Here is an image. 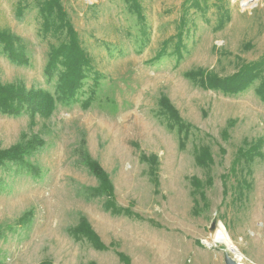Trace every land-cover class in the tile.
<instances>
[{"label":"rangeland","instance_id":"1","mask_svg":"<svg viewBox=\"0 0 264 264\" xmlns=\"http://www.w3.org/2000/svg\"><path fill=\"white\" fill-rule=\"evenodd\" d=\"M246 1L183 10V0H61L91 70L78 101L57 105L51 116L0 114L1 151L42 142L26 159L32 168L0 165V264H124L116 252L129 264H224L225 253L264 264L260 80L237 95L200 85L205 76L224 79L264 63V0ZM20 2L0 0V31L20 39L25 59L12 61L0 47V82L52 91L45 66L57 41L41 32L35 5L18 17ZM162 98L188 132L164 123ZM201 146L212 155L207 170L194 160ZM84 154L108 175L115 203L154 225L112 216L88 197L97 182ZM143 156L156 158V185ZM192 177L203 187L192 188ZM80 216L106 250L69 234ZM213 222L232 251L213 243Z\"/></svg>","mask_w":264,"mask_h":264},{"label":"trees","instance_id":"2","mask_svg":"<svg viewBox=\"0 0 264 264\" xmlns=\"http://www.w3.org/2000/svg\"><path fill=\"white\" fill-rule=\"evenodd\" d=\"M30 4L35 5L38 9V16L41 20V32L44 35H50L57 41L56 45L50 46L48 61L45 66V78L49 83L53 81V90L49 91L41 88L26 89L20 85L2 84L0 82V114L2 115H18L24 111L29 113L31 117L36 115L40 117L51 116L57 105H69L78 101L80 90L84 85L85 79L89 77V71L91 70L92 61L83 49L61 0H21L17 10L18 17L22 16L23 8ZM182 7L183 10H186V8L200 10L207 7V0H183ZM221 25L222 22H220ZM183 33V31H180V40L174 49V53L178 55V58L182 55L181 37H183ZM0 47L2 52L12 61L17 60L21 62L25 60L21 53L20 39L16 38L9 31H0ZM197 73L200 76L202 71H198ZM189 77L193 78L190 74ZM201 79H203V83H200V85L205 89L221 90L223 93L230 95L239 94L246 90L255 80L259 79L260 84L257 88V94L264 101V63H260L259 65L255 63L244 64L236 74L228 78L219 79L215 76H205ZM159 104L158 114L168 127L173 128L177 126L178 132L183 134L188 132L190 126L179 118L177 112L164 98L160 100ZM35 141V143L28 142L25 145H17L6 151L0 150V165L11 163L14 166L22 168H32L26 162V159L42 146V142L36 139ZM241 155L243 156V154ZM245 158H252L250 151L245 154ZM142 159L148 162V173L152 182L154 181L156 185V178H153L156 158L151 156L150 159H147L143 156ZM81 160L97 182L94 188L86 190L88 197L101 200L104 210L112 216L147 221L149 224L154 225L153 221L145 220L139 214L133 212L132 206L126 208L119 207L115 203L114 190L108 175L100 168L96 161L90 159L86 154L82 156ZM194 160L198 167L207 170L212 164V155L208 147L201 146L195 152ZM210 182V178L207 179V184ZM190 183L191 187L195 190L203 187V181L195 177L191 178ZM199 196L203 200L201 193ZM195 203L197 204L196 201ZM197 211L198 208L196 207L193 211L194 214ZM155 226L158 227L157 224ZM69 234L76 240L87 241L96 250L103 251L107 249L88 221L82 216H80L77 225L69 229ZM116 254L120 261L124 264H129L127 256L118 252ZM87 264L94 263L89 262Z\"/></svg>","mask_w":264,"mask_h":264},{"label":"water","instance_id":"3","mask_svg":"<svg viewBox=\"0 0 264 264\" xmlns=\"http://www.w3.org/2000/svg\"><path fill=\"white\" fill-rule=\"evenodd\" d=\"M219 228H222V225L221 224L217 225L214 222L211 224V226L209 228V232L211 234V239H212L214 244H221L224 240V238L222 236L217 237V232H218ZM222 230H223V228H222ZM206 245L209 246L208 243ZM225 247L227 250L232 251V248L229 244H225ZM239 260H240L239 256H236L235 259H233L230 256H228L227 253H225V255H224V264H240Z\"/></svg>","mask_w":264,"mask_h":264},{"label":"bare ground","instance_id":"4","mask_svg":"<svg viewBox=\"0 0 264 264\" xmlns=\"http://www.w3.org/2000/svg\"><path fill=\"white\" fill-rule=\"evenodd\" d=\"M250 4L251 6L254 4V0H247L246 2H245V4ZM218 236H222L223 238H224V240H223V244L225 245V244H229L230 245V242H229V240H228V237L227 236H225V233L223 232V230H222V228H219L218 229V232H217V237Z\"/></svg>","mask_w":264,"mask_h":264}]
</instances>
